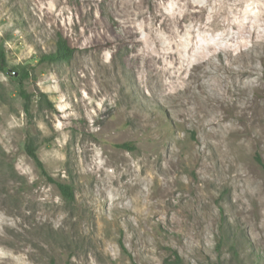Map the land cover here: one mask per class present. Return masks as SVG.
<instances>
[{
  "label": "rangeland",
  "instance_id": "obj_1",
  "mask_svg": "<svg viewBox=\"0 0 264 264\" xmlns=\"http://www.w3.org/2000/svg\"><path fill=\"white\" fill-rule=\"evenodd\" d=\"M0 48V264H264V0H0Z\"/></svg>",
  "mask_w": 264,
  "mask_h": 264
},
{
  "label": "trees",
  "instance_id": "obj_2",
  "mask_svg": "<svg viewBox=\"0 0 264 264\" xmlns=\"http://www.w3.org/2000/svg\"><path fill=\"white\" fill-rule=\"evenodd\" d=\"M72 47L61 37H58L55 41L54 50H51L47 53L42 54L39 57L41 62H57V61H67L72 55ZM6 56L4 50L0 48V71H3L6 67ZM21 79L27 78L28 72L26 70L22 71L20 74ZM20 95L24 99V109L28 112L29 107V95L24 91V89L19 90ZM118 146L131 148L127 143L119 144ZM25 152L32 158L36 168L39 170L40 174L46 178L48 182H51L56 185L57 189L61 195L66 199L73 198V191L70 185L63 182L55 180L44 168L42 161L39 159L36 153V147L30 143H25L24 145ZM254 159L258 165L264 171V162L262 161L259 154H255Z\"/></svg>",
  "mask_w": 264,
  "mask_h": 264
}]
</instances>
